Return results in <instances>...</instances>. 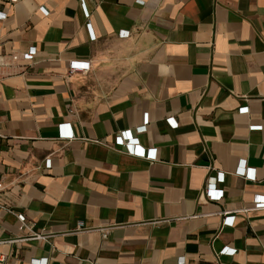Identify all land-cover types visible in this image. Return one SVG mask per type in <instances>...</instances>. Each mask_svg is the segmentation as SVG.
Returning <instances> with one entry per match:
<instances>
[{"label": "crops", "instance_id": "obj_1", "mask_svg": "<svg viewBox=\"0 0 264 264\" xmlns=\"http://www.w3.org/2000/svg\"><path fill=\"white\" fill-rule=\"evenodd\" d=\"M0 13V57L36 48L0 68L3 198L46 237L0 209V241L18 240L0 246L6 264H264V0H0ZM72 61L90 69L69 75ZM124 131L144 157L116 145Z\"/></svg>", "mask_w": 264, "mask_h": 264}, {"label": "built area", "instance_id": "obj_2", "mask_svg": "<svg viewBox=\"0 0 264 264\" xmlns=\"http://www.w3.org/2000/svg\"><path fill=\"white\" fill-rule=\"evenodd\" d=\"M140 1H142V0H140ZM5 17H6V14L0 13V18H5ZM87 27H88V29H91V23H88ZM122 35L126 36V35H128V33L124 32V33H122ZM35 56H36V48L35 47H31V49L26 53L2 56V57H0V68L9 67L10 61L11 62H17L19 60H23V61L31 62L34 60ZM89 69H90V65L87 62L72 61L69 63L68 74L73 75V74L78 73V72H86ZM247 111H248L247 107H243L239 110L240 113H245ZM168 121H169V123L176 125V123L174 122V119L170 118V119H168ZM147 123H148V120L146 118L144 121V124L141 127H139V129H138L139 132L146 131ZM252 128H261V127L255 126ZM116 145L125 147L127 149V153L129 155L142 156V157L145 156L144 149L141 147V145L138 143V141L132 137L130 131L121 132L116 138ZM50 167H51V159L48 158V159H46V168H50ZM225 174L226 173L219 172L218 177L215 178L214 182L210 181V180H208L206 182V185L204 187V193L210 201H220L223 199L224 191L221 189H218L216 187L215 182H223ZM235 174L243 176L246 179H252V178L255 179L254 169H251V168L247 169L245 167V162H243V161H241L240 166L238 167ZM4 189H5V187H4L3 181L0 180V209L6 210L7 212L13 214L18 219V221L21 223V227L23 229H27L31 233V235L28 237L29 239L45 240L46 237L44 235H41V234L33 231L32 226L27 223V220H26L24 215L17 214L14 211L9 209L8 205L6 204V201L3 198ZM253 209H255V210H263L264 209V197H262V196L255 197ZM234 222H235V216L234 215L224 213V225L225 226L233 225ZM16 242H18V240L0 241V246L7 244V243H16ZM229 252H230V248L224 247L222 250H220L217 253V255L219 257L222 255H226ZM7 259H8L7 255H5L3 252L0 251V264H6ZM38 262L41 264L42 263L46 264L47 261L43 260V261H38ZM180 264H184V260H181Z\"/></svg>", "mask_w": 264, "mask_h": 264}]
</instances>
